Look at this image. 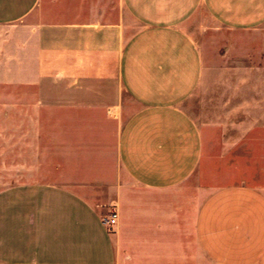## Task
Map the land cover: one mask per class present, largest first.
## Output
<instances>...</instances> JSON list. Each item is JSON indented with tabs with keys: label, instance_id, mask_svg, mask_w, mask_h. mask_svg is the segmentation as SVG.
I'll use <instances>...</instances> for the list:
<instances>
[{
	"label": "crops",
	"instance_id": "0c3cea01",
	"mask_svg": "<svg viewBox=\"0 0 264 264\" xmlns=\"http://www.w3.org/2000/svg\"><path fill=\"white\" fill-rule=\"evenodd\" d=\"M206 13L246 37L201 45ZM262 28L264 0H0L59 173L0 190V264H264Z\"/></svg>",
	"mask_w": 264,
	"mask_h": 264
},
{
	"label": "rangeland",
	"instance_id": "374dc122",
	"mask_svg": "<svg viewBox=\"0 0 264 264\" xmlns=\"http://www.w3.org/2000/svg\"><path fill=\"white\" fill-rule=\"evenodd\" d=\"M206 26V39L209 43L224 44L228 39L238 36L246 37L245 34L230 32L218 26L206 13L201 14L194 22V29L200 34L197 39L202 45L201 31ZM137 28L132 22V30ZM264 36V28L259 31ZM218 45V44H217ZM32 71H0V190L21 182L28 181H55L58 180L57 171H44V168H52V157L44 155L42 140L35 135L27 133L26 118L42 115L41 109L34 105L35 87L32 83ZM29 89H28V88ZM204 110L194 108L193 114L198 122L205 119ZM22 118V120H21ZM50 150H47V153ZM206 152V151H205ZM104 212L109 207L108 203L99 204Z\"/></svg>",
	"mask_w": 264,
	"mask_h": 264
},
{
	"label": "built area",
	"instance_id": "2783aa9c",
	"mask_svg": "<svg viewBox=\"0 0 264 264\" xmlns=\"http://www.w3.org/2000/svg\"><path fill=\"white\" fill-rule=\"evenodd\" d=\"M100 221L108 231L114 230L118 222V212L115 205H109L107 210L101 214Z\"/></svg>",
	"mask_w": 264,
	"mask_h": 264
}]
</instances>
